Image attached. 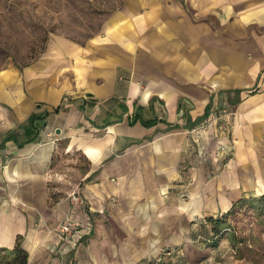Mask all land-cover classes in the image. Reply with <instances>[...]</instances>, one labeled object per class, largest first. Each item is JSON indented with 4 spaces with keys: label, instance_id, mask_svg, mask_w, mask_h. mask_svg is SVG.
Returning <instances> with one entry per match:
<instances>
[{
    "label": "crops",
    "instance_id": "1",
    "mask_svg": "<svg viewBox=\"0 0 264 264\" xmlns=\"http://www.w3.org/2000/svg\"><path fill=\"white\" fill-rule=\"evenodd\" d=\"M205 121L227 143L211 178L192 141ZM76 156L86 171L57 180ZM262 192L264 0H124L100 34L0 70V249L21 236L27 264H147ZM68 221L83 236L64 249ZM208 253L254 264L225 241Z\"/></svg>",
    "mask_w": 264,
    "mask_h": 264
},
{
    "label": "rangeland",
    "instance_id": "2",
    "mask_svg": "<svg viewBox=\"0 0 264 264\" xmlns=\"http://www.w3.org/2000/svg\"><path fill=\"white\" fill-rule=\"evenodd\" d=\"M123 1L0 0V70L10 66L22 68L32 62L43 53L51 38L55 36L84 43L90 37L102 32L108 16L119 8ZM208 122L205 121L201 126L205 130L204 135L196 132L197 130L193 131L196 132V136L192 137V141L197 149L196 154L198 149L200 150L199 160L203 162L205 175L211 178L220 174L224 168L227 143L220 140L226 135L216 134L212 137L209 134ZM212 142H217L220 147L217 146L214 150L209 149ZM213 151L215 157H213ZM220 152L224 154V157ZM85 171L86 161L81 156H76L74 161L69 160L67 163L64 160L60 167L52 166L51 168V172L56 173L54 177L59 181L62 180L61 176L68 172L75 179ZM191 183V179L187 178L181 184L185 188ZM187 193L186 188L180 195L186 198ZM237 224L242 234L249 235L248 244L253 249L251 256L263 264L264 225H256L251 218H243ZM245 256L251 257L246 250Z\"/></svg>",
    "mask_w": 264,
    "mask_h": 264
},
{
    "label": "trees",
    "instance_id": "3",
    "mask_svg": "<svg viewBox=\"0 0 264 264\" xmlns=\"http://www.w3.org/2000/svg\"><path fill=\"white\" fill-rule=\"evenodd\" d=\"M208 109L209 106L204 116L199 118L195 124L206 119ZM243 218H251L256 225H264V192L258 195L241 196L232 202L231 207L225 213L216 217L207 216L208 232L203 231L196 237L193 241L194 247L189 245L186 247H169L170 250L174 251L171 256L160 262L152 259L147 264H198L209 257L208 250L218 249L225 240L228 242L236 259H244L254 264H261L259 260L251 256L253 249L248 244L249 235L242 234L243 232L240 231V228L238 229L237 223ZM21 241L22 237L18 236L13 248L0 249V264L28 263V252L22 247ZM245 250L251 257L245 256Z\"/></svg>",
    "mask_w": 264,
    "mask_h": 264
},
{
    "label": "built area",
    "instance_id": "4",
    "mask_svg": "<svg viewBox=\"0 0 264 264\" xmlns=\"http://www.w3.org/2000/svg\"><path fill=\"white\" fill-rule=\"evenodd\" d=\"M71 199L75 203L80 201V198L75 191L71 193ZM80 227L81 224L76 221H68L66 224L60 226L61 238L66 242V247L64 249H68L69 246H76L78 241L82 238L83 231L80 230ZM173 252L174 251L172 249L170 250L169 247L163 248L153 260L160 262L166 257L171 256ZM223 257V254H220L218 257H208L198 264H222L224 259Z\"/></svg>",
    "mask_w": 264,
    "mask_h": 264
}]
</instances>
